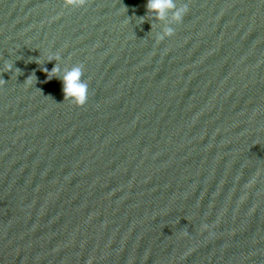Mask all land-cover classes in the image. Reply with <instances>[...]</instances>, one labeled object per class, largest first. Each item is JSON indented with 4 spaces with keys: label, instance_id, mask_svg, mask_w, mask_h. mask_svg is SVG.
Here are the masks:
<instances>
[{
    "label": "water",
    "instance_id": "water-1",
    "mask_svg": "<svg viewBox=\"0 0 264 264\" xmlns=\"http://www.w3.org/2000/svg\"><path fill=\"white\" fill-rule=\"evenodd\" d=\"M147 3L0 0V264H264V0Z\"/></svg>",
    "mask_w": 264,
    "mask_h": 264
},
{
    "label": "clouds",
    "instance_id": "clouds-1",
    "mask_svg": "<svg viewBox=\"0 0 264 264\" xmlns=\"http://www.w3.org/2000/svg\"><path fill=\"white\" fill-rule=\"evenodd\" d=\"M68 5L83 7L87 0H65ZM147 7L150 11H155L158 18H163L164 12L167 9H176L174 0H148ZM186 12V6L176 9L173 12V18L180 22L184 13ZM170 36L173 34V29L168 28L165 32ZM45 71H47L45 69ZM57 68H53L52 72H57ZM82 72L79 67L72 69L62 79L64 84V94L66 98H71L78 106H83L88 98V85L81 81Z\"/></svg>",
    "mask_w": 264,
    "mask_h": 264
}]
</instances>
